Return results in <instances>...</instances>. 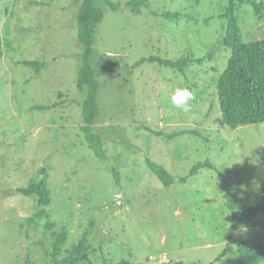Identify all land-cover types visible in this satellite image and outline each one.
<instances>
[{
    "label": "rangeland",
    "instance_id": "374dc122",
    "mask_svg": "<svg viewBox=\"0 0 264 264\" xmlns=\"http://www.w3.org/2000/svg\"><path fill=\"white\" fill-rule=\"evenodd\" d=\"M110 1L120 11L96 0L104 19L90 58L104 159L82 131L83 0H0V264H63L81 239L80 264H210L229 247L216 264H239L248 239L264 242V213L231 236L227 197H238V214L264 197V123L220 122L217 85L233 54L224 44L229 0H143L139 14L126 6L132 0ZM236 15L245 41L264 39V11L245 3ZM150 57L180 67L140 63ZM173 87L192 90L189 113L171 104ZM148 158L170 172V187ZM44 173L45 207L17 192ZM63 231L68 240L55 251Z\"/></svg>",
    "mask_w": 264,
    "mask_h": 264
},
{
    "label": "trees",
    "instance_id": "16d2710c",
    "mask_svg": "<svg viewBox=\"0 0 264 264\" xmlns=\"http://www.w3.org/2000/svg\"><path fill=\"white\" fill-rule=\"evenodd\" d=\"M103 3L113 11H120L121 7L110 1L102 0ZM245 3L254 4V12L260 14L264 11V4L257 5L255 0H229V5L225 13L227 21V32L224 44L233 52L228 67L219 79L217 89L222 117V125L231 129L241 126L259 125L264 123V39L245 41L242 28L236 15L237 5ZM144 5L143 0H132L126 6L131 8L135 14L140 13V8ZM104 19V12L98 6L96 0H83L78 12V35L79 42L83 46V65L78 74L77 87L81 92L86 91L87 97L83 103L84 125L82 131L87 142L100 158H107L104 149L103 138L93 130L96 119L100 114L98 104L99 82L95 71L90 64V58L94 54V43L96 31L99 24ZM157 62L162 66L179 68L180 64L172 60L160 57L143 58L140 63ZM24 65L32 67L36 72L40 71L42 64L38 61H25ZM43 107L42 109H44ZM148 168L157 176L164 187L173 184L170 172L162 165L147 159ZM199 164L197 167H205ZM116 186H120V174L114 169ZM17 192L27 197L37 196L41 206H48L51 203V191L48 186L46 173L40 181L31 180L27 187L17 189ZM2 193L0 192V198ZM240 201L237 196L227 197V207L232 214L230 235L233 236L238 229L256 226V217L259 213H264V197L252 207L245 209L238 214ZM53 227L54 223H49ZM68 240V232L63 231L55 239V251H57ZM229 248L223 252L210 264H216L227 254ZM86 252L85 239H81L78 244L73 245L63 259V264H80V254ZM239 264H261L264 262V242L258 238L248 239L239 249ZM118 264H133L130 261L122 260Z\"/></svg>",
    "mask_w": 264,
    "mask_h": 264
},
{
    "label": "clouds",
    "instance_id": "9594fccd",
    "mask_svg": "<svg viewBox=\"0 0 264 264\" xmlns=\"http://www.w3.org/2000/svg\"><path fill=\"white\" fill-rule=\"evenodd\" d=\"M170 92L171 104L182 112L189 113L192 108L191 101L194 98L192 90L188 87H173ZM116 198L119 199V193L116 194Z\"/></svg>",
    "mask_w": 264,
    "mask_h": 264
},
{
    "label": "water",
    "instance_id": "95a60500",
    "mask_svg": "<svg viewBox=\"0 0 264 264\" xmlns=\"http://www.w3.org/2000/svg\"><path fill=\"white\" fill-rule=\"evenodd\" d=\"M173 264H184L183 262H177V263H173Z\"/></svg>",
    "mask_w": 264,
    "mask_h": 264
}]
</instances>
